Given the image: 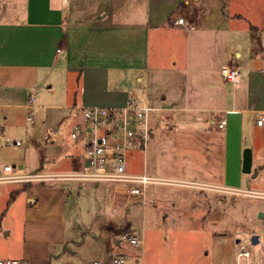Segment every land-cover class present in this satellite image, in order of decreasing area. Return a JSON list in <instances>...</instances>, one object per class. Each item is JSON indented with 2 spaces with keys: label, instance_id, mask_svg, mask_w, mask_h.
Segmentation results:
<instances>
[{
  "label": "rangeland",
  "instance_id": "1",
  "mask_svg": "<svg viewBox=\"0 0 264 264\" xmlns=\"http://www.w3.org/2000/svg\"><path fill=\"white\" fill-rule=\"evenodd\" d=\"M143 1L146 0L126 3L122 12L130 9L131 17L141 24L139 17ZM259 8L257 15L249 17L250 23L255 21L260 27L254 40L256 48L245 46L246 37L232 38L227 62L241 71V77L246 73L245 67L253 61L250 54L256 49L264 50V0ZM76 21L74 19L72 26L77 24ZM78 29L79 26L71 28V44L60 53L65 64L68 62L77 68L70 77L59 76L50 68L41 70L31 83L22 77H19L22 80L18 79L14 72H11V79L2 80L0 77L1 135L12 139V144H4L0 140V162L16 164L13 174L52 175L76 172L82 167L85 143L82 137H72L75 109L70 105L77 87V99L81 93L79 66L87 35L80 36ZM140 31L125 29L123 32L129 33L125 37H138ZM97 39L98 34L88 33V42L93 47ZM172 46V51L163 58L169 69L166 77L161 75L151 83L154 92L147 88L150 83L137 81L133 75L136 86L132 95L156 108L170 106L171 88L176 89L179 95L181 81L178 74L179 68L186 65V47L185 43L179 42V37ZM149 48L152 52L154 42ZM193 79V72H190L191 87L188 86L191 90ZM32 92L36 94L33 103L29 101ZM164 95H167L166 101ZM83 104L88 106L85 102ZM100 105L107 106L105 103ZM164 108L150 114V127L154 129L155 136H150L146 147L137 143L128 157V167L133 172L145 170L163 180L148 185L145 202L143 198L129 199L124 190L116 191L112 183L70 179L46 183L64 185L71 190L66 222L70 240L58 248L52 264H94L95 261L113 264L116 256L126 257L127 264H262L264 134L260 137L246 134L249 136L247 144L253 145L255 141L256 146L252 172L241 173V182L234 184L237 188L224 187L229 184L226 156L218 145L214 153L209 151L216 146L211 144V139L217 132L205 134L196 129L201 125L186 121L187 116H183V112ZM197 131L202 132V136L195 134ZM14 140H20L22 144L17 145ZM203 143H206L205 147ZM245 147L252 149L248 145ZM210 158L213 159L211 163ZM257 164L262 166L258 175ZM23 187L24 181L0 182L1 259L18 257L21 252L24 207L28 198H33L31 195L26 197ZM114 196L125 197L126 210L112 204ZM127 231L143 235L144 245L132 244ZM254 235L259 236L256 243L252 241ZM242 244L249 250V257L240 256Z\"/></svg>",
  "mask_w": 264,
  "mask_h": 264
},
{
  "label": "crops",
  "instance_id": "2",
  "mask_svg": "<svg viewBox=\"0 0 264 264\" xmlns=\"http://www.w3.org/2000/svg\"><path fill=\"white\" fill-rule=\"evenodd\" d=\"M131 1L0 0V77L11 79V72H14L18 79L22 77L31 83L45 68L54 69L59 76L70 77L77 68L68 62L66 65L60 53L71 44V28L79 26V35L87 36L79 66L81 93L77 99V87L70 104L75 109L72 116L75 123V111L84 106L83 102L87 105H125L135 90L133 75L137 81L150 83L147 88L154 92L151 83L161 75L166 77L169 69L163 58L169 55L172 44L179 37V42L185 43L186 47V65L179 68L178 74L181 81L179 95L171 88L170 106L152 107L183 112L186 121L201 125L196 129L205 134L216 131L211 139V144L216 146L209 151L214 153L218 145L226 156L229 184L224 187L237 188L234 184H239L242 179L245 146H251L252 153L256 150L255 141L253 145L247 144L249 136L246 134L250 137L264 134V123L258 124L264 114V66L261 69L264 50L256 49L250 54L253 61L245 67L246 73L236 88L223 77L221 68L228 63L232 38L246 37L245 46L256 48L254 40L260 27L255 21L250 23L249 17L258 14L262 0H146L139 17L141 24L131 17L130 9L122 12L124 5ZM178 16L189 19L192 26L176 23ZM74 19L77 24L72 26ZM125 29H141V35H129V39V36L125 37L129 34L123 32ZM94 32L98 34L95 47L88 42V33ZM151 42H154L152 52ZM237 55L241 53L237 52ZM158 72L160 74L156 76ZM190 72L194 75L192 90L189 89ZM166 97H163L165 101ZM224 117L227 125L219 128ZM199 131L195 134L202 136ZM151 135L155 136L154 129H151ZM261 169V164H257V175ZM41 177L20 180L25 182L26 197L31 195L33 198H28L24 207L21 252L13 258L29 264H52L58 248L70 240L66 222L71 190L64 185L46 184L59 179ZM123 197L114 196L112 204L126 210L127 202Z\"/></svg>",
  "mask_w": 264,
  "mask_h": 264
},
{
  "label": "built area",
  "instance_id": "3",
  "mask_svg": "<svg viewBox=\"0 0 264 264\" xmlns=\"http://www.w3.org/2000/svg\"><path fill=\"white\" fill-rule=\"evenodd\" d=\"M176 23L191 27L189 19L178 16ZM223 77L236 88L241 81V71L231 63L222 65ZM36 94L31 93L29 101L33 103ZM154 107L142 100L130 96L125 105L104 106L88 105L77 107L75 111L76 122L72 137H82L85 143L83 167L76 172L56 173L52 175H16L13 174V165L0 162V182L20 181L42 176L50 179H70L80 181H99L112 183L116 191L124 190L129 199L143 198L146 200L147 187L150 183H161L163 180L148 174L146 171L136 173L128 167V157L137 143L147 145L151 136L150 114ZM30 121H33L29 117ZM264 123V114L258 119V124ZM227 125V118L221 119L219 128ZM2 124L0 123V140L4 144H12V139L2 137ZM142 140V142H140ZM15 144L21 145L20 140H14ZM264 195V194H263ZM128 240L141 247L144 245V236L136 232L127 231ZM240 256L249 257L250 252L245 244L241 245ZM0 264H29L18 258L0 259ZM94 264H102L95 261ZM113 264H127V258L116 256Z\"/></svg>",
  "mask_w": 264,
  "mask_h": 264
},
{
  "label": "water",
  "instance_id": "4",
  "mask_svg": "<svg viewBox=\"0 0 264 264\" xmlns=\"http://www.w3.org/2000/svg\"><path fill=\"white\" fill-rule=\"evenodd\" d=\"M16 164H13V167H16ZM252 166H253V153L252 149L250 147H246L243 152V166H242V171L244 173H251L252 171ZM239 241V240H238ZM252 241L254 243L259 241V236L254 235L252 237Z\"/></svg>",
  "mask_w": 264,
  "mask_h": 264
}]
</instances>
